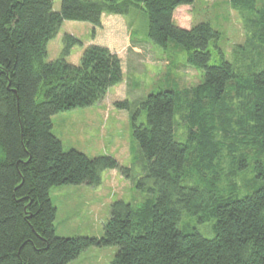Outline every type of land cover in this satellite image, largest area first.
<instances>
[{
    "label": "trees",
    "instance_id": "trees-1",
    "mask_svg": "<svg viewBox=\"0 0 264 264\" xmlns=\"http://www.w3.org/2000/svg\"><path fill=\"white\" fill-rule=\"evenodd\" d=\"M55 1L0 0V264H71L93 248L111 247L119 249L111 264H264V67L242 70L228 59L222 33L208 22L178 25L176 10L198 0H61L58 11ZM231 4L245 8L250 50H257L264 9L256 11L255 0ZM133 7L147 12L153 44L174 43L205 74L203 83L183 92L190 95L186 142L176 139L179 91L115 103L129 115L139 176L113 156L65 151L54 133L57 116L99 105L124 82L122 59L66 34L60 56L48 61L64 22L89 23L95 35L106 15L127 16ZM78 46L84 52L74 65L69 59ZM229 87L237 97L240 138L225 146L215 121ZM256 152L258 158L250 156ZM225 157L235 181L249 171L259 188L245 194L234 182V191L222 195ZM106 171L133 181L144 202L113 199L101 237L59 235L54 188L99 187ZM184 215L213 222L214 236L183 232Z\"/></svg>",
    "mask_w": 264,
    "mask_h": 264
},
{
    "label": "rangeland",
    "instance_id": "rangeland-1",
    "mask_svg": "<svg viewBox=\"0 0 264 264\" xmlns=\"http://www.w3.org/2000/svg\"><path fill=\"white\" fill-rule=\"evenodd\" d=\"M60 7L61 0H56L55 9L58 11ZM263 9L264 0H255V10ZM246 13L245 8H234L231 0H198L193 5L177 9L175 20L178 25L187 29L203 22L210 23L222 33L220 46L228 59L237 60L242 70H247V66L248 69L255 67L260 69L264 67V40L255 39L254 46L257 50H250L249 38L252 34L244 22ZM103 20L102 27L96 30L95 35L94 27L89 23L64 22L60 36L49 45L48 61L60 56L64 36L71 34L82 40L84 47L98 44L112 48L123 61L126 75L124 82L110 89L99 105L83 112L76 110L57 116L54 120V133L61 138L65 151L75 149L91 158L113 156L123 167L132 168L133 174L139 176L142 173L137 163L139 148L132 135L129 115L127 111L118 110L115 103L127 99L136 102L163 90L179 91L180 117L176 119L180 124L178 125L180 137L176 135V139L179 142H186L190 95L183 92L203 83L205 74L202 70L189 66L186 51L176 47L174 43L163 49L149 40V19L143 7H133L127 16L106 15ZM262 35L260 33L261 37ZM83 51V47H76L74 55L69 60L74 64L78 63L81 61ZM76 52L80 53L75 55ZM220 107L223 111L217 114L215 121L217 138L225 146L235 144L240 138L237 131L239 110L236 93L232 87L227 90ZM140 119L145 122V112H141ZM135 145L137 151H132ZM254 155L255 153H250V156L258 158L257 152L256 156ZM228 160L225 157L223 163L225 173L219 179L222 183V195H230L234 191L232 189L234 182L245 194L253 185L256 184L257 189L261 185L260 182L264 183L259 182L249 171L240 178L238 176V181H235L232 176L234 172L230 173ZM253 174L255 175L254 172ZM53 196L58 198L57 231L66 237H101L104 234V225L109 219V207L113 199L124 198L125 201L130 200L128 201L130 203L142 204L146 198L145 192L138 190L133 181L119 176L117 171H106L99 187L85 185L55 187ZM184 218L188 219L183 221V226L181 225L183 232L198 230L207 238L214 236L213 222L200 223L195 217L187 215H184ZM118 250L117 247L93 248L71 264H111Z\"/></svg>",
    "mask_w": 264,
    "mask_h": 264
},
{
    "label": "crops",
    "instance_id": "crops-1",
    "mask_svg": "<svg viewBox=\"0 0 264 264\" xmlns=\"http://www.w3.org/2000/svg\"><path fill=\"white\" fill-rule=\"evenodd\" d=\"M103 19H104V18H103ZM103 21H104V20H102V23H104ZM86 47H87V46H85V48H86ZM83 49H84V48H83ZM111 50H112V48H111ZM83 52H84V51H83ZM78 53H80V52H76L75 55L78 54ZM73 55H74V53L72 54V56H73ZM72 56H71V57H72ZM71 57H70V58H71ZM81 58H82V57H81ZM70 62H71V61H70ZM71 63L74 64L73 62H71ZM79 63H80V61H79L78 63L74 64V65H78ZM58 234L61 235L60 233H58ZM61 236L66 237V236H64V235H61ZM69 237H70V236H69Z\"/></svg>",
    "mask_w": 264,
    "mask_h": 264
}]
</instances>
